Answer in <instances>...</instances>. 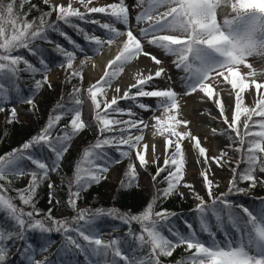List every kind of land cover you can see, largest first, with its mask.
Listing matches in <instances>:
<instances>
[{"label": "snow or ice", "instance_id": "obj_1", "mask_svg": "<svg viewBox=\"0 0 264 264\" xmlns=\"http://www.w3.org/2000/svg\"><path fill=\"white\" fill-rule=\"evenodd\" d=\"M43 2L49 10L41 12L38 20L29 21L28 14L21 15V12L30 0H21L20 12L17 11L16 0H0V112H4L9 104H27L35 112V96L45 85L52 88L48 75L52 63L46 59L45 49L37 44V41L54 43L49 40V29L58 32L73 45V50H67L55 43V51L63 57L58 66L65 69L67 81L78 79L81 86H73L68 101L61 97L38 135L20 148L0 155V264H10L9 255L13 248L21 256L22 264H79L74 259L76 256H83L86 264H164L162 258L172 257L179 247H184L187 255L175 264H264V198H259V204L251 210L243 203L230 199L233 193L246 194L257 184L264 185V81L256 79L258 75L264 76V71L258 73L249 63L251 57L264 60V0H136V34L125 0L100 7L90 6L93 0H78L83 12L80 7L73 6L72 0L67 5L51 3V0ZM226 8H230L232 15H225L220 21L218 12ZM53 13L56 14V22L50 23ZM93 13L105 14L107 22L91 18ZM73 18L98 24L105 30L103 38L88 35L73 23ZM60 21L81 32L90 42L93 54H100L105 47L110 48L120 41L118 51L107 61L103 74L86 90L83 88V69L92 57L66 35L60 28ZM117 24L123 25V29L116 27ZM142 41L161 51L165 57L173 58L171 63L183 73L179 77L182 93H177L170 86L160 89L155 84L157 78L166 74V69L160 67V58L145 50ZM21 49L38 57L40 66L26 59ZM78 52L84 55V59L78 68H74ZM141 55L149 57L158 66L157 69L148 75L138 73L135 82L128 85L122 95L117 86L114 89L116 95L109 100L107 89L112 87L125 67ZM21 65L24 67L21 68ZM240 66L250 71L244 75L238 70ZM22 72L32 77L27 94L21 86ZM37 74L41 79L35 78ZM167 80L170 81L171 76H167ZM225 85L231 86L227 95L231 97L234 91L235 96L231 119L219 93L214 95L217 89L223 91ZM149 87L152 90H147ZM246 90L249 94L255 93L254 107L245 105ZM198 92L214 103L223 124L227 126L219 135L228 136L229 147L238 144L234 150L240 153L236 167L231 168L233 175L226 193L214 195L213 181L208 178L207 170L201 175L208 200L195 192L191 184L183 185L199 201L193 212L198 219L200 233L206 234V239H202L187 221V231L177 229L170 220L177 213L167 209L155 210L157 201L175 194L184 180L185 140L196 150L197 163L202 166L209 165L211 161L218 166L228 163L224 160L227 156L225 151H221L220 156H209L199 137L188 128L190 122L179 118L178 97ZM140 97L157 98L155 108L139 102ZM121 100L132 101L135 107L153 112V135L164 138L165 158L163 165H159V157L153 161L157 163V169L152 181L157 183V177L167 172L164 177L167 186L157 188L145 208L136 214L121 213L117 209H79L77 201L80 194L92 184L106 179L113 164L121 163L124 158L130 161L121 187H131L138 180L137 164L132 162L133 153L141 168L146 170L148 167L145 153L149 146L142 145V141L143 129L149 125L137 116L133 106L121 107ZM88 101L92 117L85 122L82 111ZM155 111L161 114L155 115ZM18 115L17 108L11 107L7 122L13 123ZM65 116L69 117L68 124L60 129L61 134L54 137L53 131ZM125 116L127 119L122 118ZM242 116L243 135L240 130ZM181 126L183 131L178 130ZM254 128L259 130L254 131ZM86 129H94L97 139L82 151L72 176L68 178L67 206L74 215L70 219H59L52 215L51 208L41 213L34 202L37 189L44 181H50L51 173L59 170L71 141ZM133 129L140 134L134 135ZM212 133L217 134V129L213 128ZM35 146L40 147L41 155L29 151ZM45 148L48 156L43 155ZM113 148L119 153L118 158L109 155V149ZM152 148L155 154V145ZM24 161L35 167L28 168ZM24 175L30 177L27 187L15 189L16 197L7 195L13 183L11 178ZM239 182H247V188L238 187ZM48 189L51 204L55 194L52 182L48 183ZM179 194L183 197V193ZM16 198L31 210L26 211L14 203ZM55 203L59 205L60 200ZM104 216L119 220L127 226V231L105 240L96 227V221ZM212 219L216 230H213ZM133 224L139 226V231ZM113 231H118V228ZM53 232L63 237V243L55 254L56 259L48 256L37 259V255L47 252L53 243L49 239ZM217 232L222 234V238H218ZM30 233H39L43 243L39 246L33 244L29 240Z\"/></svg>", "mask_w": 264, "mask_h": 264}, {"label": "trees", "instance_id": "obj_2", "mask_svg": "<svg viewBox=\"0 0 264 264\" xmlns=\"http://www.w3.org/2000/svg\"><path fill=\"white\" fill-rule=\"evenodd\" d=\"M7 2V0H5ZM21 3V0H16L17 5V11L20 12L19 5ZM52 3V2H51ZM32 5H35L36 7H31ZM48 5H45L43 0H30V3L24 4L23 11L21 12V15L23 13H27V19L29 21L31 20H38L41 12L48 11ZM50 23L56 22V14L53 13L49 20ZM73 23L77 24L79 28H82L85 32L84 26L82 25L83 21L76 20L73 18ZM60 28L66 33L68 37L71 38L72 41L79 44V37L76 34H79L77 29L70 27L68 24L63 23V21L59 22ZM82 34V33H81ZM49 40L53 41L54 43H47L43 41H37V44L45 51H47L45 57L46 59L51 62L59 65V63L63 60V57L55 51V43H59L62 47H64L67 50H73V45L69 43L67 39H65L64 36L59 35L58 32L52 31L49 29L48 31ZM84 38V35L82 36ZM20 52L25 56L26 59H28L30 62L34 63L37 67H39V58L33 57L30 55L26 50L21 49ZM24 66L21 65V68ZM36 79H41V76L39 74L36 75ZM32 85V77L28 73H21V86L24 89L25 94L28 93L29 87ZM73 86H81V81L78 79H73L70 82L67 81V73L63 79V82L58 84H52V88L49 89L46 85L39 91V93L35 96V103L37 106V110L34 112L31 109V106L27 104H18L20 107L23 108V110L31 115H33V119L30 122H23L19 120H14L13 123H8V117L10 114V108L14 107L13 104H9L6 106V110L4 112H0V116L2 117L1 123H0V155H4L8 152H11L13 149L20 148L25 142L31 140L32 137L38 135L42 128L46 125L48 117L50 114H52V110L55 108L56 104L60 101L61 97H63L64 101H68L69 99V93L72 92ZM89 86H84L83 81V88L86 90ZM42 91L44 95L42 98H38L40 94H42ZM86 96V91H85ZM252 107V106H251ZM18 111V109H17ZM92 113L90 108V101L86 102L83 106L82 111V118L85 120V122H89L91 120ZM243 119L241 118V135L244 133L243 129ZM69 117L65 116L59 123V125L56 127V129L53 131L52 135L55 137L60 133V129H62L66 124H68ZM254 131H258V128H254ZM81 134V133H80ZM79 134V135H80ZM234 136L235 134L232 133ZM78 136H76L71 141V147L69 148V151L65 153L64 158L61 161L60 168L57 172H53L50 174V181H44L40 184L39 188L37 189V194L35 197V205L38 210H40L41 213H46L49 208L52 209V215L56 217V211L59 206H67V199H68V178L72 176L73 169L75 166L76 161L80 158V155L82 151L88 147L89 145L95 143V140L97 139V132L94 129H86L84 137L80 139L75 144V140ZM228 137V136H227ZM234 147H238V144ZM234 147H231V155L227 158L226 161L228 163H224L225 165H230L231 168L236 167V162L240 160V153L234 150ZM32 153H35L37 155H41V149L39 146H35L34 148L29 150ZM196 151V150H195ZM43 155L48 156L49 153L47 149L45 148L43 150ZM109 155L113 158H118L119 153L113 148L109 149ZM128 158L122 159L121 163L119 164H113L112 166H116L120 169V181H110L109 178L102 179L98 184H92L86 191H83L80 194V199L77 201V207L80 208V204L84 203L85 207L83 209H117L121 213H139L142 211L147 203L152 199L153 195H155L157 188H164L166 187V183H164V177L167 175V172H163L160 174L159 177H157V183H153L152 176L155 175L157 165L155 164H149L148 167L145 170L144 168H141L139 166V162L135 159V153L132 154V162H135L137 164V173H138V180L133 183L131 187H121V181L125 179L124 173L127 170V165L129 163ZM213 163L216 164L215 161ZM24 164L28 168H34V165H31L29 161H24ZM218 166V165H217ZM223 166H218V168H221ZM244 165L241 164V168H243ZM107 176V174H106ZM13 183L9 188V191L7 195H10L12 197H16L17 193L15 189H22L27 187L30 177L27 175L26 183L23 184L20 182L16 177L11 178ZM52 182L54 185V192L56 197L53 198L52 203H49V189H48V183ZM238 187L241 188H247V182H239ZM180 190L179 186L177 189V192L171 196H169L166 199L158 200L156 205V211H161L163 209H167L169 212H175L177 213L176 216H173L170 218L171 223L180 230V226L183 230H186V224L185 221L188 223H191V212L193 207V195L189 194L187 196H180ZM259 198H264V185L257 184V186L254 189H250L247 191L246 194L244 193H233V195L230 197L232 201L243 203L245 206H248L249 208L253 209L259 204ZM59 199L60 204L57 205L55 201ZM14 203L17 205L24 207L26 211H30L31 209L27 206L21 205V202L18 198L14 200ZM68 210L70 211L69 219L74 215V213L71 211V209L68 207ZM40 218V217H37ZM57 218V217H56ZM118 224H121L119 220H116L112 217L104 216L99 218L96 221V227L98 231L103 233V238L105 240H108L109 238H112L111 236H108L109 234L105 231H108L112 234H117L118 232L124 234L127 231V226H124V231H113L115 226ZM122 225V224H121ZM105 227H108L106 230H101ZM133 227L136 230H139V226L136 224H133ZM181 231V230H180ZM105 232V233H104ZM204 236V235H203ZM206 236H204L205 239ZM49 238L53 240V245H51L48 248L49 258L56 259L55 254L57 253V250L61 247L63 237L59 233H51ZM29 240L39 246L43 243V241L40 239L39 233H30L29 234ZM187 253L185 251H182L180 247L178 248V251H174L172 257L162 258L164 261V264H175L177 260H180L182 257L186 256ZM72 258V257H69ZM74 259H76L79 264H86L84 261L83 256H76ZM9 262L10 264H22L21 256L17 253L16 249L13 248L10 255H9Z\"/></svg>", "mask_w": 264, "mask_h": 264}, {"label": "rangeland", "instance_id": "obj_3", "mask_svg": "<svg viewBox=\"0 0 264 264\" xmlns=\"http://www.w3.org/2000/svg\"><path fill=\"white\" fill-rule=\"evenodd\" d=\"M52 3L57 4L56 2H54L53 0H51ZM119 2V0H93V5H99V6H105L107 3H117ZM73 6L74 7H80V10L83 12L84 9L79 5L78 0H74L73 2ZM125 4L129 7L130 10V23L133 25V32L134 34H136L138 32V28L135 27V20H134V16L135 13L138 11V9H136L135 5H136V0H125ZM219 14V12H218ZM91 18L99 20L101 23L107 22V18L105 16V14H90ZM232 15V14H231ZM82 25L84 26L85 29V33H87L88 35H97V36H101L103 38L104 36V31L103 29H101L99 27L98 24H93L90 23L88 21H83ZM144 26V25H142ZM116 27L123 29V25L117 24ZM80 41H79V45H81V47L85 48V50L88 52V55H90L92 57V59L90 61L87 62V64L85 65L84 69H83V81H84V86H90L93 82L89 81L86 79L85 76V72H96L97 70V66L100 64L101 65V61L99 57H102V55H105L106 53H108L109 55H111V52L114 49H118V47L120 46V41L118 40L116 43H114L110 48L105 47L103 52L100 54H93L90 50L91 45L90 42L85 40V38L81 37L82 34H76ZM124 39V38H121ZM145 45V50L152 52L154 55H156L158 58H160L162 60V64L160 65V67H164L166 69V74L163 75L162 77L165 78V80L168 82L167 80V76H171V80L168 83H163V88L160 87V89H164L168 86L171 87V85L173 83H175V79L176 77H173L174 75L176 76V74H174V72H171L174 67V65H170L171 67H167L166 65L168 63H171L172 61V57H165L161 51L156 50L154 48H152L151 46H149L146 41H142ZM119 45V46H118ZM41 47V46H40ZM117 47V48H116ZM43 48V47H42ZM47 51H45L44 55H46ZM157 53H159L157 55ZM146 58V60L149 61V63H147L146 65H143V59ZM84 59V55L80 54L79 52L77 53V59L74 62V68L75 64L77 62H80L81 60ZM166 60H171L170 62H166ZM165 63V64H164ZM167 63V64H166ZM249 63H251L253 65V68L256 69V71L259 73L261 71H264V60H262L259 57H251L249 58ZM155 67V69L152 70V72H154L156 70V67H158L157 65H155V63L149 58V57H145L143 55H141L137 60H134L133 62H131L129 65H127L125 67V70L123 73H121L120 76H122L123 74H126L127 70L130 69L128 76L129 78L132 77V73L134 72V75L136 76L138 73H141L143 75H148L149 72L151 71V67L152 66ZM165 65V66H164ZM168 69V70H167ZM242 74L246 75L250 70L247 69L244 66H240L238 69ZM49 79L51 84H58L63 82V79L66 75V71L65 69L60 68L57 64L54 65V63H52V69L49 72ZM120 76L113 81L112 87L107 89V98L109 100H111V98L113 97V95H116V93H114V87L117 86V84L119 85V78ZM179 77V76H178ZM177 77L176 79V85L181 87L179 78ZM128 78V80H129ZM251 79V78H249ZM257 80L259 81H264V76H260L258 75L256 77ZM128 80L126 82H128ZM125 82V81H123ZM122 82V83H123ZM156 84V83H155ZM158 85V84H157ZM159 86H162L159 85ZM121 87V95L123 93L124 90H126V86H119ZM254 89V86H252ZM231 86L230 85H225L224 86V90L221 91L219 89L215 90L214 95L216 94V92L219 93V96L222 98L223 102L226 105V113L229 117V119H231V116L233 114V108H234V91H233V95L231 97H229L227 95V90L230 89ZM147 90H152L150 87ZM133 91H135V89H133ZM264 91V90H262ZM253 94H249V91L246 90V92L244 93V99H245V105L249 106V107H254V100H253ZM44 95L43 91L42 94H40V96H38V98H42V96ZM191 96H195V101L194 103L190 104V97ZM204 94L203 93H195L192 95H183L181 94L178 97V101L180 104V109H179V118L180 119H185L188 120L190 123L188 125V128L191 130V132L198 136L201 144L203 147H205L208 150V155L209 156H214L213 152L216 153H220L221 151H225L227 152V156L224 157V160L226 161L228 157H230L231 155V147H229L230 145V141L227 137V135H219V133L221 131H224L227 129V126L225 124H223L222 122V118L219 116V111L216 108V106L214 105V103L211 100H207L206 98H203ZM198 99H200L198 101ZM139 102L145 103V104H149L152 105L153 109L155 108V104H156V100L157 98H149V97H140L138 98ZM198 101V102H196ZM120 106L121 107H126V106H133V111L136 112L138 117H142L144 119V121L149 125L147 128L143 129V135H144V140L147 137V135L149 134L150 131L154 132V129L152 128V124L155 123L152 119L151 116L153 115L152 111H144L139 109L138 107H135L133 105L132 101L129 100H121L120 102ZM203 104H206L208 107L206 109H204L202 107ZM14 107H16L18 109V117L16 118L17 120H19L20 122H30L33 119V115L25 112L23 110L22 107H20L18 104H13ZM231 106V107H229ZM203 109V110H200ZM161 112L160 111H155V115H160ZM123 119H127V117H122ZM2 117L0 116V123H1ZM215 128L217 129V134H213L212 133V129ZM180 131H183L184 128L183 126L180 127V129H178ZM133 134H140L138 133L135 129L132 130ZM85 131L81 132L80 135H78L77 139L75 140V144L80 141V139H82V137H84ZM150 138L155 141L156 143L159 144L158 149L155 150V154L153 152H151L149 150V148L147 149L145 155H146V159L148 160L149 164H156L157 163H153V161L156 159V157H159V165H163V160L165 158V140L163 137L159 136V135H152L150 136ZM144 140L142 141V145L144 144ZM183 148L185 150V154H186V164H185V175H184V180L181 182V185L179 186V190L181 193H183V196H187L189 194H192V191L189 188L184 187V183H188L191 184L195 190V192L199 193L201 196H204L205 200H208V197L206 195V188L204 186L203 183V177L201 175V173H203L204 171H208V178L210 180L213 181V192L215 196H219L221 193H226L228 191V187H229V182L231 180V177L233 175V173L231 172V166L230 165H225L221 168H218L217 165H215V163H213V161L210 162L209 165H204L202 166L200 163H197V152L195 151V149L193 148L192 144L188 141L185 140L183 142ZM171 150L169 151L170 154ZM200 160H203V158H199ZM26 165V164H25ZM20 182H22L23 184L26 183V179H27V175L21 176V177H16ZM107 178H109V180L112 181H120V169L116 166H111V168L109 169L108 173H107ZM219 185V187H215V185ZM193 195V194H192ZM56 195L54 194L55 198ZM193 197V207L195 208L196 205L199 203L198 200H196ZM80 199V197H79ZM78 199V200H79ZM85 207V204L82 203L80 204V208L83 209ZM193 208V209H194ZM191 212V224L193 225V228L196 229L197 233L201 236L202 239H204V236H206V234H202L200 233V226H199V222L198 219L196 218L194 212ZM251 210V208H250ZM56 213V217L59 219H63V218H68L69 215L71 214L70 211L68 210V206H59ZM211 224L213 226V230L215 229V221L214 219L211 220ZM116 228H119V231H124L125 229H123V225L118 224L117 226H115ZM108 229V227H105L103 230ZM180 230L182 232L187 231L183 230L180 226ZM139 231V230H137ZM107 232L109 235L108 236H117V235H123L122 233L118 232L117 234H112L108 231ZM104 232V233H105ZM167 231L165 230V235H167ZM204 235V236H203ZM218 238H222V234L217 232ZM207 238V236L205 237V239ZM50 239V238H49ZM110 239V238H109ZM51 240V239H50ZM53 241V240H52ZM63 243V241H62ZM53 245V243L51 244ZM180 249H182V251H184V247H180ZM178 251V248L175 250ZM44 256H48L49 257V253L48 251L43 253V254H38L37 255V259H43Z\"/></svg>", "mask_w": 264, "mask_h": 264}, {"label": "bare ground", "instance_id": "obj_4", "mask_svg": "<svg viewBox=\"0 0 264 264\" xmlns=\"http://www.w3.org/2000/svg\"><path fill=\"white\" fill-rule=\"evenodd\" d=\"M54 2H56L57 4H64V5H67L68 3H69V0H53ZM74 0H72V2H73ZM107 4H110V3H107ZM106 4V5H107ZM93 6H96V7H100L99 5H93ZM93 14H101V13H93ZM225 15H228L229 17L231 16V10H230V8H226V9H221V10H219V14H218V19L220 20V21H222L223 20V18L225 17ZM119 46V45H118ZM117 48V47H116ZM118 51V49L116 50V49H114L112 52H111V55H109L108 53H106L105 55H102V57H99L100 58V61H101V65L99 64L98 66H97V70H96V72H85V76H86V79L87 80H89V81H92L93 83L97 80V79H99V77L103 74V70H104V67H105V65H106V63H107V61L109 60V59H111L112 57H114V55L116 54V52ZM159 53H157V55H158ZM143 65H146L147 63H149V61L148 60H146V58H144L143 60ZM171 60H166V62H170ZM165 64V63H164ZM167 64V63H166ZM79 65H80V62H77L76 64H75V67L76 68H78L79 67ZM170 65H172V63H168L166 66L167 67H171ZM165 66V65H164ZM151 67V72H152V70L153 69H155V67H153V65L152 66H150ZM156 69H157V67H156ZM168 70V69H167ZM129 71H130V69L129 70H127V72H126V74H123L122 76H120V80H119V85L117 84V86H123V84H124V86H128V85H130V84H132V83H134L135 82V79H136V77H137V75L135 76L134 75V72L132 73V77H130L129 78V76H128V73H129ZM171 72H174V74H176V76L174 75L173 77H176V79H177V77L179 76H181V75H183V73H180V72H178V70L176 69V68H173L172 69V71ZM154 73V72H153ZM178 77V78H179ZM128 78H129V80H128ZM176 79H175V83H173L172 85H171V87L177 92V93H182L183 92V89H182V87H180V86H178V85H176L177 83H176ZM128 80V82H126ZM123 81H125V82H123ZM172 81V80H171ZM123 82V83H122ZM168 83V82H170L169 80H168V82L165 80V78L164 77H160V78H157L156 80H155V83L156 84H158V85H161L162 84V86H159V87H161V88H163V83ZM117 86H115L114 87V89L117 87ZM121 88V87H120ZM127 89V88H126ZM115 93V92H114ZM195 96H191L190 97V104H192V103H194V101H195V98H194ZM200 99H198V101H199ZM198 101H196V102H198ZM202 107L204 108V109H206L208 106L206 105V104H203L202 105ZM200 110H203V109H200ZM153 135V132L152 131H150L149 132V134L147 135V137L145 138V140H144V144H147L149 147V150L151 151V152H153V148H152V146L153 145H155V150L156 149H158V147H159V144L158 143H156L155 141H153L151 138H150V136H152ZM220 154H221V152L220 153H216V152H213V155L214 156H220Z\"/></svg>", "mask_w": 264, "mask_h": 264}]
</instances>
